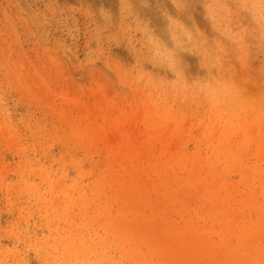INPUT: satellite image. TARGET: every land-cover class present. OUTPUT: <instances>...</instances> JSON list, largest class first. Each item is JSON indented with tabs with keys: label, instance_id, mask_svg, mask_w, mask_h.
<instances>
[{
	"label": "rangeland",
	"instance_id": "obj_1",
	"mask_svg": "<svg viewBox=\"0 0 264 264\" xmlns=\"http://www.w3.org/2000/svg\"><path fill=\"white\" fill-rule=\"evenodd\" d=\"M0 264H264V0H0Z\"/></svg>",
	"mask_w": 264,
	"mask_h": 264
}]
</instances>
